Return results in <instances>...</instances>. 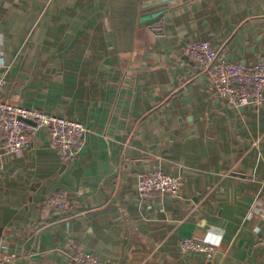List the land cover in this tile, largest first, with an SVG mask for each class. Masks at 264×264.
<instances>
[{
  "label": "crops",
  "instance_id": "obj_1",
  "mask_svg": "<svg viewBox=\"0 0 264 264\" xmlns=\"http://www.w3.org/2000/svg\"><path fill=\"white\" fill-rule=\"evenodd\" d=\"M149 2L0 0L1 98L89 129L69 162L44 127L20 152L0 133L7 264H75L70 242L108 263L264 264V102L228 103L185 53L207 40L231 62L264 57V0ZM153 169L179 192H140ZM62 195L64 209L45 202ZM184 237L214 256L182 252Z\"/></svg>",
  "mask_w": 264,
  "mask_h": 264
},
{
  "label": "built area",
  "instance_id": "obj_2",
  "mask_svg": "<svg viewBox=\"0 0 264 264\" xmlns=\"http://www.w3.org/2000/svg\"><path fill=\"white\" fill-rule=\"evenodd\" d=\"M185 53L197 64L199 71L208 76L216 95L235 106H259L264 102V57L251 64L226 60L207 40L188 44ZM0 53V133L3 136L5 149L20 152L31 146V135L39 127L48 131V140L63 162L75 159L85 145L87 126L73 117L49 114L33 108H25L4 101L1 94L7 81L8 65ZM26 119H31L30 124ZM182 185L178 175L153 169L140 176L137 189L140 192H159L177 194ZM46 204L57 209H64L67 200L64 195L47 198ZM71 259L75 264H117L98 259L94 254L84 251L70 242ZM257 245L264 249V235L260 236ZM182 252H203L210 259L216 252V244L209 240H198L184 237L179 240ZM16 257L5 242H0V264H7Z\"/></svg>",
  "mask_w": 264,
  "mask_h": 264
},
{
  "label": "water",
  "instance_id": "obj_3",
  "mask_svg": "<svg viewBox=\"0 0 264 264\" xmlns=\"http://www.w3.org/2000/svg\"><path fill=\"white\" fill-rule=\"evenodd\" d=\"M188 1L189 0H154L155 3L163 2V3L168 4L170 6H175V5L181 4L182 2H188ZM144 3H145V5H148L151 2H149V0H144ZM158 15H159V12H155V13L143 16L142 20H149V19L154 18ZM26 121L30 124H34V122L31 119H26Z\"/></svg>",
  "mask_w": 264,
  "mask_h": 264
},
{
  "label": "trees",
  "instance_id": "obj_4",
  "mask_svg": "<svg viewBox=\"0 0 264 264\" xmlns=\"http://www.w3.org/2000/svg\"><path fill=\"white\" fill-rule=\"evenodd\" d=\"M157 23L153 24V22L150 24V27H152L153 29H155L156 31H159L160 29V26L159 25H156ZM54 208V207H53ZM54 210H60V209H57V208H54Z\"/></svg>",
  "mask_w": 264,
  "mask_h": 264
}]
</instances>
